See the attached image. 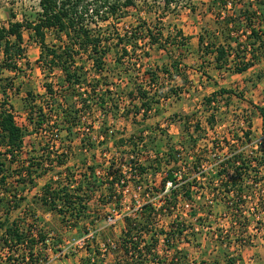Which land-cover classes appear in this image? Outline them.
<instances>
[{
    "label": "trees",
    "instance_id": "16d2710c",
    "mask_svg": "<svg viewBox=\"0 0 264 264\" xmlns=\"http://www.w3.org/2000/svg\"><path fill=\"white\" fill-rule=\"evenodd\" d=\"M174 1L163 0L166 6ZM213 2L219 3L220 10L215 12V19L223 27L222 29L218 27L219 29L215 32L204 29L199 33L198 51L200 54L198 56L200 55L199 58L202 60L198 68H204L205 64L207 67L210 63H214L218 71L243 73L257 63L260 58L259 50H261L260 55H264V3L258 2L255 5L246 3L245 6H242L238 5V0H214ZM134 3L135 0H37L38 7L33 18L13 21L9 22L7 26H0V42L3 45L1 66L8 70H18L17 60L23 54V31L25 29L30 31V37L36 41L40 48L38 62L41 63V67L47 66L49 70L59 67L63 72V80L67 84L66 88L73 95V103L66 107L61 105L59 113L57 111L55 116L62 118L63 124H66L67 132L70 133L79 117L87 115L90 118L93 112L98 111L101 115V122L99 127L95 129L97 130L96 135L97 138L103 135V140H105L107 136L114 134L112 127H105V123L108 115L112 114L116 107L118 109L119 101L129 97L128 104L130 105L129 108L133 110L132 116L136 117L137 114L142 113V117L145 118L151 107L153 108L172 95L179 94L180 87L172 86L168 78L172 79L179 76L183 70H186L182 63V54L170 50L175 47L182 51L188 47V36L184 34L183 30L176 27L173 34L171 31L164 34L162 27L153 24V29L143 21L138 26L125 29L124 34L116 35L117 39L122 42L124 38H133L134 41L143 40L152 47L156 45L159 48H164L169 53L170 62L161 68L162 75L158 73L160 67H152V70L145 69L142 72L138 71V68L136 78H140V81H135L134 87L126 94H121L118 89L106 83V79L110 77L113 79V75L122 82H124V77H119L121 76L119 73L116 74L114 70L111 71L104 66L103 56L107 47L100 45L102 29L99 24L108 21L110 18L122 17L120 15L123 13L122 10L133 6ZM262 25L263 29H261ZM47 32H52L62 42V45L47 44ZM132 50L134 49L132 48ZM82 52H89L88 59L92 60L91 65L94 70L92 79L97 78L94 83L92 81L86 82L85 86L83 82L87 79L88 73L85 71L83 63L78 64L75 59V55ZM126 54H129V49L124 46L122 55L116 58V63L120 64L122 56ZM143 54L147 56L148 53L144 51ZM176 54L181 56L177 57ZM210 55H212V59H210ZM132 63L137 64L134 61ZM117 64L115 65L116 69ZM128 68L125 67L123 70L127 72ZM201 71L204 76L210 78L206 71ZM144 78H148V85L142 82ZM158 79H161L162 82ZM45 88L48 94H53L54 89L51 83H46ZM230 94L237 93H232L230 89L219 88L202 98L203 108H210L208 112L210 119H212L209 127L211 131L214 130V118L217 113L215 109L219 108L218 98H225L226 101H229ZM237 96L242 98L243 95L238 93ZM137 100L140 101L139 104L136 103ZM127 106L123 108L126 110L125 116L132 112ZM253 108L260 117L262 128H264V105H253ZM38 110V116L34 123L39 128H42L43 124L49 125L48 114L43 112L42 107H38ZM29 119L31 122L34 120L31 117ZM248 124L250 126V121ZM90 128L92 126L88 125L87 130ZM157 128L159 134L152 132L154 145L152 152L149 153V165L142 162V153L136 152L134 147L137 148L138 144L142 147L141 142L148 139L150 132L147 129L142 130V134L139 133L138 141L136 137L131 136L133 143L130 147L133 149L128 156L126 172L131 175L136 173L137 178H140L148 168H153L156 170V174L162 176L160 183L164 193L158 199L160 202L158 207L151 200H146L137 211L124 214L123 226L117 237L106 238L102 246L95 243V246L90 248L89 246L96 240L97 231L95 230L94 237H91L86 248L84 260L87 263L166 264L158 251L159 234L164 232L170 236L177 235L174 232L163 231L162 228L158 227L160 216L172 215V210L181 201L185 198L193 199V188L196 187L193 182H195L198 172H201L204 177L209 175L208 183L196 188L200 189L202 194L203 191H208V193L210 191L212 197L210 204L223 201L232 215V225L245 231L255 218L253 222L256 229H259L264 236V188L261 189L259 195H255L252 190L261 183L264 185V136L261 137V141L256 143L257 147L248 151L226 152L219 161L215 162L212 167L213 173H208L207 169L202 168L205 153L215 150L214 156L218 154L216 152L225 151V146L229 145L225 136L213 138L212 147L201 146L199 143L207 133L203 127L195 122L192 131L184 130L177 145L172 144L169 140L162 146L158 142L157 136H164V129ZM52 129L54 128L43 130V132L46 134ZM109 129H112L111 134H109ZM153 130L155 132L154 128ZM200 131L203 132L200 133ZM212 133L214 132L212 131ZM87 135L82 139L80 146L86 143L90 145H93L94 142L98 145L102 143V140L90 138V132ZM24 136L25 131L16 122L13 105L4 92L0 100V204L6 199L9 208L0 217V264H43L47 254L42 251L53 250L57 246L56 243H49L48 233L44 230L42 220L35 211H22V219L20 220L10 218L11 210L18 209L20 202L25 198L17 189L11 190L7 187L9 186L7 170L17 159V154L22 151ZM235 136H238L237 140L243 138L250 141L251 130L243 129L241 133L236 132ZM50 142L49 146L46 144L40 149L41 155H29L26 161H21L18 175L23 177L16 181L23 187L27 186L28 183H33L35 178L41 176V169L45 171L43 162L47 160L50 164L53 160L50 158V153L55 154L56 167H59L60 170L54 179L42 185L37 199L49 211L57 213L61 221L72 222L73 228L77 226L80 228L79 222L88 219L91 215L88 213L90 211L88 207L90 192L94 193L95 189L103 182L95 175L96 167L85 162V159H80L84 165L83 173L74 174L71 167L67 165L68 153L71 154L72 150L71 145H64L63 141H60L59 144L51 140ZM125 147L127 146L125 145ZM63 150H66V153ZM131 155L134 158H131ZM46 168L50 169L53 166L50 165ZM105 169L109 171L108 174L112 175V179L106 183L105 199L102 194L99 195V198L104 205L110 204L115 198L118 206L121 197L120 191H116L115 186L124 187L127 184L126 181L121 184L115 182H119L121 177L127 176V173H122L121 164L114 165L112 160ZM185 169L187 170L185 171ZM190 170L191 173L188 172ZM168 181L171 182V186L167 187ZM95 183H99V185ZM137 188L140 189L141 187L138 186ZM249 200L254 203L247 210L252 218L244 214L245 209L243 207L247 206L246 203ZM203 206L205 209L206 205ZM195 211H192L191 215L195 216ZM199 218L200 216L196 217L195 222ZM202 219L200 218L199 222ZM184 224L187 225L184 220L175 223L178 233H182ZM200 224L202 223L200 222ZM83 231L86 232L81 230V232ZM170 236L164 241L168 242ZM183 258L174 255L172 263H179ZM106 259H108V263H105ZM84 260L83 262H85ZM197 264H220V261L200 259ZM223 264H236V259H227Z\"/></svg>",
    "mask_w": 264,
    "mask_h": 264
},
{
    "label": "rangeland",
    "instance_id": "374dc122",
    "mask_svg": "<svg viewBox=\"0 0 264 264\" xmlns=\"http://www.w3.org/2000/svg\"><path fill=\"white\" fill-rule=\"evenodd\" d=\"M213 1L175 0L169 6H166L163 0H135L133 6L122 10L123 13L120 14L122 17L118 19L110 18L108 21L101 22L99 24L102 29L100 45L101 47H107V51L103 56L104 66L111 71L114 70L116 74L119 73L121 75L119 77H124V82H122L113 75V79L111 77L106 79V83L118 89L121 94H126L134 87L135 81H140V78H136L138 68V71L142 72L145 69L152 70V67H160L158 73L162 75L161 68L170 62L169 53L164 48H159L156 45L152 47L143 40L134 41L133 38H124L121 42L116 35L124 34L125 29L138 26L143 21L150 28H153V24L162 27L164 34L169 31L173 34L176 27L181 28L185 35H187L189 29H198V33L204 29L215 32L219 28L222 29L223 26L215 19V12L220 10V6L219 3ZM238 1V5L245 6L251 0ZM201 3L211 4L207 6ZM37 7V0H0V26H7L9 22L13 21L33 18ZM263 25L261 29H263ZM46 43L49 45H62V42L52 32H47ZM124 46H127L131 52L128 55H123L122 62L120 61V64H117L116 58L122 55ZM189 46L188 42L187 48ZM2 47L3 45L0 42V100L5 92L8 95L9 102L13 105L16 122L25 131L23 152L17 154V159L7 170L8 189H17L25 198L20 202L18 209L11 210L10 218L22 219L21 215L24 210L35 211L41 218L43 228L50 238L49 243H56L57 245L53 250L42 251L47 254L43 264H92L87 263L84 259L89 240L94 237L95 230L97 231L96 240L89 246L90 248H93L95 243L102 246L106 238L113 239V237H117L123 226L124 214L137 211L146 200H151L158 207L160 203L158 199L164 193L160 183L162 176L156 174V170L153 168H148L140 178L130 177L126 181L127 186H115L116 191H120L121 197L119 204L117 203L118 206L114 197L110 204L104 205L101 202L99 195L102 194L104 199V195H106V184L101 183L94 193L90 192V199L88 200L90 211L88 213L91 215L88 219L79 222L80 228L78 226L73 228L71 226L72 222L61 221L57 213L49 211L37 199L42 185L56 177L57 172L60 170L59 167L45 168V171L41 169V176L35 178L33 183H28L25 187L16 181L23 177L18 175L21 161H26L29 155H41L40 149L46 144L48 146L51 144V139L45 136L43 130L57 128L61 137L60 141H63L64 145H71V157L67 165L71 167L74 174L83 173L84 171V165H82L80 159H85L88 164H93L96 167L95 169L99 168L101 174L103 168L111 160L114 165L120 163L127 165L128 156L133 149V147H130L133 143L131 136L136 137L138 141L139 133L142 134V130L146 129L150 132L148 139L141 142L142 147L139 144L137 148L134 147L136 152L142 153L141 158L145 165H149V153L152 152L154 145L153 133L159 134L157 127L164 129L165 135L157 136L158 142L162 146L169 140L172 144L177 145L184 130L189 129V131H192L195 122L203 127L207 133L199 143L201 146L208 145L212 147L213 138L225 136L229 141V145L225 146V151L216 152L218 154L214 156L215 150L206 151L205 153L202 168L207 169L208 173H213L214 169L212 167L215 162L219 161L220 157L224 156L226 152L248 151L257 147L256 143L259 140L261 141V137L264 136L261 119L253 108V105H264V55H260L261 50H259L260 58L257 63L247 71L238 74L216 71L213 70V67L208 69L205 67L207 64L204 68L199 69V64L192 65L195 58L194 55H187V48L182 51L175 47L171 48V51L182 54V63L186 67L181 75L172 79L168 78L172 86L180 87L179 94L172 95L153 108L151 107L145 118L142 117V113L137 114L136 117L132 116L133 110L129 108L130 105L128 104L130 98L125 97L124 100L118 102V109L116 107L112 114L109 112L110 114L105 123V127H112L114 134L107 136L105 140L101 141L100 145L96 142L93 145L84 142L86 144L80 146L82 139L87 137L89 132L90 138L97 139V130L95 129L99 127L101 122L99 112H93L90 118L87 115L79 117L72 131L68 133L62 118L55 116L62 106L66 107L74 101L73 95L66 88L67 84L63 80V72L60 68L55 67L49 70L47 66L41 67V63L38 62L40 48L36 41L30 37V31L26 29L23 31V54L17 60L18 70H8L1 66L3 60ZM144 51H147V56L143 54ZM88 56L89 52L75 55L76 62L78 64L83 63L84 69L88 73L87 79L83 82L84 86L86 82L92 81L94 83L97 79H92L94 70L91 65L92 60L88 59ZM176 56L180 57L181 55L176 54ZM133 61L137 64H133ZM125 67H129L127 72L123 70ZM201 70L206 71L210 78L204 76ZM159 81L162 82L161 79ZM159 81L156 80L160 83ZM142 82L148 85V78H144ZM46 83L52 84L53 94H48L45 88ZM115 88H113V91H115ZM219 88L230 89L232 93L237 94H230L229 101H226L225 98H218L219 108L215 109L217 113L214 118V130H212L214 133H212L209 129L212 122L208 112L210 108H203L201 102L204 96ZM238 93L243 95L242 98H238ZM136 103L139 104L140 101L137 100ZM126 105L132 111L128 116H125L126 110L123 109ZM38 107H42L43 112L48 114L50 119L48 124L50 126L43 124V127L39 128L34 123L38 116ZM29 117L34 120L31 122ZM249 121L250 126H248ZM88 125L92 126L90 130H87ZM243 129L251 130L250 141L243 138L237 140L236 132L241 133ZM202 132L200 131V133ZM104 150L107 151V157L102 155ZM188 172L191 173V170ZM196 176L197 178L193 182L196 187L203 184L205 186L210 180L208 174L204 177L201 172H198ZM95 184L99 185V183ZM138 186L141 188L138 189ZM196 187L193 188L192 200L185 198L172 210V215L160 216L158 227L162 228L163 231L174 232L177 235L170 236L164 232L159 234L158 251L166 264H173L174 255L184 257L181 262L175 264H197L200 259L217 260L220 261V264H223L231 258L236 259V264H264V236L259 229H256L253 222L255 218H253L246 231L232 225V215L225 203L222 201L210 204L212 198L210 191L209 193L203 191L202 194L201 190ZM263 188L264 185L261 183L252 190L255 195H259ZM248 193L250 194V191ZM204 204L206 205L205 209ZM246 204L247 206L243 207L245 209L244 214L252 218L247 210L254 203L249 200ZM209 205H212V207ZM8 208L9 205H7L5 199L0 204V217ZM192 211H195V216L191 215ZM199 216L203 218L200 220L202 224L199 222L200 218L195 222V218ZM183 220L188 226L184 224L185 226L180 234L175 223ZM81 230L86 232H81ZM168 236H170L169 241H164ZM105 263H108V259L105 260Z\"/></svg>",
    "mask_w": 264,
    "mask_h": 264
},
{
    "label": "built area",
    "instance_id": "2783aa9c",
    "mask_svg": "<svg viewBox=\"0 0 264 264\" xmlns=\"http://www.w3.org/2000/svg\"><path fill=\"white\" fill-rule=\"evenodd\" d=\"M128 49V48H127ZM129 53H130V51H129ZM16 117V116H15ZM44 133V132H43ZM112 133V129H109V134H111ZM45 134V133H44ZM45 136H47L48 138H50L51 139V141H54L56 144H59L60 143V133H59V131L57 130V128H54V129H52L51 131H49L48 133H46L45 134ZM98 140H103L104 139V137H103V135H100L98 138H97ZM97 140V141H98ZM50 149V148H49ZM85 150V149H84ZM60 151H62V150H60ZM58 152H59V150H58ZM63 152L64 153H66V150H63ZM69 154V159H70V152L68 153ZM102 155L103 156H106L107 157V151L106 150H104L103 152H102ZM55 154H53V153H50V158L51 159H53L52 161H51V163L49 164L48 163V161L47 160H45L44 162H43V165H44V167L46 168V167H49L50 165L51 166H57L56 165V160H55ZM131 158H134L133 157V155H131L130 156ZM69 159H67V162L69 161ZM108 161V160H107ZM121 164V167H122V173H124V174H126L127 173V176H123V177H121V179L119 180V182H115V183H124L125 181H127L130 177H132V178H137L138 177V175L135 173L134 175H131L130 173L128 174V172H126V170H127V168H128V165H124L123 163H120ZM116 165H119V164H116ZM117 167V166H116ZM103 168V167H102ZM108 170L107 169H105V168H103V173L101 174V171H100V169L99 168H97V169H95V175H96V177L100 180V181H102L104 184H106L107 183V181H110L111 179H112V175L111 174H108ZM127 186V185H126ZM166 186L168 187V186H171V182L170 181H168L167 183H166ZM114 212H116L115 210H113ZM109 220H114V219H109Z\"/></svg>",
    "mask_w": 264,
    "mask_h": 264
},
{
    "label": "crops",
    "instance_id": "0c3cea01",
    "mask_svg": "<svg viewBox=\"0 0 264 264\" xmlns=\"http://www.w3.org/2000/svg\"><path fill=\"white\" fill-rule=\"evenodd\" d=\"M261 1V2H260ZM264 3V0H258L257 2H256V0H251L250 1V3H253V5H255V3ZM201 4H203V5H210L211 3H201ZM261 6H262V4H261ZM252 7H254V6H252ZM198 35H199V33H198V29H194V30H192V29H189V31H187V36H188V42H189V44H190V46H189V48L186 50V53H187V55H194V58H195V62H194V60H193V62H192V65H198V64H200L201 63V60H202V58H199V56H198V54H200V52L198 51ZM198 51V52H197ZM213 57H212V55H210V59H212ZM211 67H213V70H216V71H218L216 68H215V66H214V63H210L208 66H207V68L209 69V68H211ZM188 71V70H187ZM247 71V70H246ZM220 72H222V71H220ZM24 145H25V136H24ZM24 145H23V148H24ZM26 146H28V145H26ZM23 152V151H22ZM38 195H39V193H38Z\"/></svg>",
    "mask_w": 264,
    "mask_h": 264
}]
</instances>
